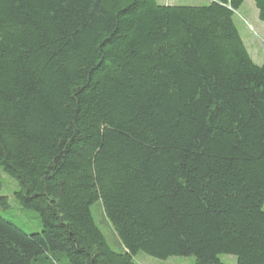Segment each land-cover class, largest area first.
<instances>
[{
  "label": "trees",
  "instance_id": "16d2710c",
  "mask_svg": "<svg viewBox=\"0 0 264 264\" xmlns=\"http://www.w3.org/2000/svg\"><path fill=\"white\" fill-rule=\"evenodd\" d=\"M244 1L0 0V169L40 220L0 213V264H264V64L233 19Z\"/></svg>",
  "mask_w": 264,
  "mask_h": 264
},
{
  "label": "rangeland",
  "instance_id": "374dc122",
  "mask_svg": "<svg viewBox=\"0 0 264 264\" xmlns=\"http://www.w3.org/2000/svg\"><path fill=\"white\" fill-rule=\"evenodd\" d=\"M159 1V0H157ZM176 5H206L211 0H171ZM234 22L239 34L249 52L253 62L257 65L264 64V25L258 19L257 9L252 0H245L243 4L235 11ZM0 177L3 183L0 195L8 198L9 207L4 209L0 207V213L10 219L23 230L34 232L40 229V220L38 215L30 210L23 209L13 198V193L17 185L13 179L4 174L0 169ZM91 213L96 225L104 234L107 243L116 251L120 249L118 239L105 218L100 201H96L91 206ZM220 259L225 264H235V258L230 255H220ZM133 260L137 264H193L194 259L191 256H172L165 260L157 259L146 255L143 252L137 253Z\"/></svg>",
  "mask_w": 264,
  "mask_h": 264
},
{
  "label": "crops",
  "instance_id": "0c3cea01",
  "mask_svg": "<svg viewBox=\"0 0 264 264\" xmlns=\"http://www.w3.org/2000/svg\"><path fill=\"white\" fill-rule=\"evenodd\" d=\"M160 3H164V4H175L173 3V1L171 0H159Z\"/></svg>",
  "mask_w": 264,
  "mask_h": 264
}]
</instances>
